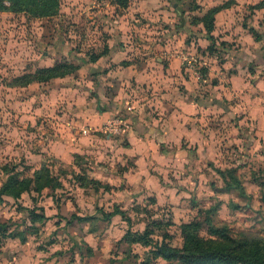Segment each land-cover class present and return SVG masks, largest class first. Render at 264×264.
I'll return each mask as SVG.
<instances>
[{
  "label": "rangeland",
  "instance_id": "rangeland-1",
  "mask_svg": "<svg viewBox=\"0 0 264 264\" xmlns=\"http://www.w3.org/2000/svg\"><path fill=\"white\" fill-rule=\"evenodd\" d=\"M3 1L0 0V186L10 175L30 177L42 163L62 186L38 193L23 192L17 199L0 196V239L17 238L63 264H140L148 248L120 240L127 225L119 215L105 221L97 212L98 208L108 212L117 206L127 209L126 215L134 218L133 230H143L146 223L151 224L153 239L171 246L182 244V222L198 221L201 236L212 247L244 242L240 249L249 253L264 249V68L258 64L260 61L264 65V40L262 48L249 58L240 48L245 38L237 41L233 34L214 31L215 45L224 36L229 39L226 47L233 53L220 49L205 53L210 42L202 40L203 27L191 22L206 8L226 0H130L122 11L111 0H58L55 15L47 18L37 17L31 9L12 12ZM245 1L236 13L246 15L244 21L250 26L253 22L260 26L257 31L264 30V10L249 14L252 9ZM234 22L240 24L241 20ZM247 40L250 42V38ZM113 43L125 44L133 58L155 73L160 70L156 58L161 59V65L166 62L165 46L179 45L188 80L180 85L181 89L189 93L191 100L200 98L206 105L212 102L213 107L201 118L200 145L187 141L188 145L179 148L187 158L178 157L171 166L164 164L170 175L175 174L170 176L174 191L165 196L140 189L133 190L140 194H129L130 186L122 175L135 166L125 161V154L117 147L104 146L100 159L97 153L80 158L73 155L69 163L57 159L45 140L54 130L51 123L56 114L45 99L56 82L27 86L11 82L24 72L63 60L85 66L79 60L67 59V51L73 49L74 57L89 59L91 53L97 54ZM233 71L236 75L231 79ZM73 74L62 82L71 85L85 79V75ZM137 86L138 91L145 84ZM37 108L42 111L35 113ZM104 127L105 123L98 127L96 135L113 141L124 136L104 133ZM176 150L159 146L165 156ZM149 170L162 179L159 169L151 165ZM81 176L87 181L84 185L79 181ZM226 183L232 187L227 188ZM33 207H42L48 218L30 221L26 210ZM72 214L95 218L67 223ZM209 224L225 229L228 238L209 233ZM24 235L22 242L20 236ZM150 264L179 263L157 258Z\"/></svg>",
  "mask_w": 264,
  "mask_h": 264
},
{
  "label": "crops",
  "instance_id": "crops-1",
  "mask_svg": "<svg viewBox=\"0 0 264 264\" xmlns=\"http://www.w3.org/2000/svg\"><path fill=\"white\" fill-rule=\"evenodd\" d=\"M226 1H231V4L215 14L212 34L214 35L216 31H219V34L226 33L227 36L228 33L233 34L237 36V41H241L240 38H245L241 42L240 48L243 50L244 56L250 58L252 57L251 53L257 54L256 50L262 48L264 30L257 31L260 26H256L254 22L250 26L244 21L243 17L246 15L236 13L242 0ZM251 1L245 2L254 5L261 0ZM221 3H216L211 7ZM258 10H264V8L252 9L249 14L253 15V12ZM235 20H241L240 24L235 23ZM125 32L127 33V31ZM247 38H250V42ZM205 39L203 35L202 40ZM228 41L229 39L224 36L221 37L220 42H224L225 45H221L222 48L219 46V49L231 54L233 51L226 47ZM238 45L236 46L238 47ZM178 46H165V51L168 53L164 57L166 62L164 61L165 64L161 65V59L156 58L158 68H160L156 73L152 68L143 67L142 65L145 63L138 62L137 57L133 58L130 48L125 44H107L104 46L107 48L105 54L93 62H90L88 58L74 57L75 50L73 49L67 51V59H76L81 63H86L73 74L85 75V79L74 81L75 83L71 85L62 82L66 76L50 80L56 83L51 85L49 97L45 100L56 109V114H53L51 123L54 130L45 138L49 152L62 162L69 163L72 162L75 154L88 156L97 153L100 159L104 146H114L125 154L123 155L125 161L129 162L131 166H135V170L129 168L124 170V175H122L130 186H128L130 195L140 194L139 191H133L139 189L157 197L173 193L174 186L170 177L172 174L170 175V170L164 168V164L169 163L171 166L178 157L185 160L187 153L183 154L179 148L187 144V141L195 146L200 145L201 139L203 140L199 132L202 115L213 107L212 102L206 105L205 101H201L200 98L191 100L192 97L189 96V93L181 89L180 85L188 83V80L185 76L187 69L183 68L185 65L184 53ZM207 46L205 53L212 54L207 50ZM254 48L258 49L253 51ZM51 56H54V52L51 53ZM144 61L149 62L150 60L145 59ZM258 64L264 68L263 63L259 61ZM230 74L231 79L236 75L234 71ZM213 82L211 81V84ZM139 83L145 84V86L137 91ZM90 94L93 96H89ZM200 103L204 105L201 106ZM60 105L62 106L59 107ZM204 106L206 107L204 108ZM40 110L42 111L41 108H37L34 112L37 113ZM119 114H122L128 124L127 132L125 131L123 137L119 136L113 141L110 138L106 139L96 135L98 127ZM111 141L114 143L109 144ZM159 146L176 147L177 150L174 154L168 152L165 156V152L159 151ZM151 165L159 169L158 174L161 173L162 179L150 173ZM101 189L105 188L101 187ZM120 209L127 210L122 207ZM133 220L134 218L131 217L132 223ZM0 240V264H63L60 260L56 261V258L51 254L44 255L42 250L39 251L26 242L21 243L17 238L5 237Z\"/></svg>",
  "mask_w": 264,
  "mask_h": 264
},
{
  "label": "trees",
  "instance_id": "trees-1",
  "mask_svg": "<svg viewBox=\"0 0 264 264\" xmlns=\"http://www.w3.org/2000/svg\"><path fill=\"white\" fill-rule=\"evenodd\" d=\"M4 1L9 6L6 9L12 12H27L29 9H31V11L37 17L39 16L41 18L55 15V9L58 5V0ZM129 2L130 0H111V3L115 6V8L121 11L129 6ZM230 4L231 1H224L219 5L206 9L201 16L192 18V24L202 25L203 30L205 31V38L210 42L207 46V50L209 52H214L219 49V46L221 47V45H225L224 42H220L216 47L215 37L212 34V31L214 30L215 14L223 8H227ZM30 5H32V8H30ZM249 7L251 9L264 8V0H261L254 5H250ZM104 48V50L99 52L98 54L91 53L89 56V61L93 62L99 56L105 54L107 48ZM78 68V64L73 63L72 61L63 60L60 62H56L50 66L39 67L34 71L24 72L20 75L15 76L11 80V82L14 86H27L31 83H44L50 81L53 78H61L71 75ZM205 69H202L203 74ZM74 156L76 158H80V155L78 154H75ZM79 181H81V185H84L86 180L81 176L79 177ZM95 182L99 183V181ZM231 185V183H226L227 188H231ZM61 186L62 183L60 182V179L56 175L51 173L49 167L46 164L42 163L39 168L34 170L33 175H31L30 177L21 178L16 175H10L0 186V196L9 195L17 199L23 192L38 193L46 188L56 190ZM38 210L40 212H38ZM26 211L31 216L30 221L32 222H43L48 218L46 215H44L42 207H33L27 209ZM207 211V222L210 223V218L208 217V215L211 211V208ZM97 212L101 213L102 219L105 221L110 220L115 215H119L127 225V229L120 240L125 241V243L127 244L140 243L142 246L148 248V251H146L145 254V259H142L140 261V264H150L153 259L157 258L169 262L175 261L179 264H264V249H257L256 247L257 250L249 253L246 251V249H240V246L244 245V242L230 245L233 247H212L210 243H208L206 239L201 236V224L198 221L182 222L180 224L182 244L180 246H171L164 241L161 242L153 239V231L150 228L151 224L146 223L143 230H133L131 217H129L128 214L127 216L125 211L117 206H115L113 210L108 212L103 211L102 209H97ZM93 218L95 217L72 214L71 219L67 220V223H70L74 219L81 222ZM208 232L211 234H218L220 237L228 238L225 229L216 228L211 224L208 225ZM20 237L21 241L24 242L25 235ZM70 252L73 255V251L71 250Z\"/></svg>",
  "mask_w": 264,
  "mask_h": 264
},
{
  "label": "built area",
  "instance_id": "built-area-1",
  "mask_svg": "<svg viewBox=\"0 0 264 264\" xmlns=\"http://www.w3.org/2000/svg\"><path fill=\"white\" fill-rule=\"evenodd\" d=\"M127 125L128 124L124 121L123 117L117 115L105 123L103 132L113 135L114 134L122 135L123 133H125Z\"/></svg>",
  "mask_w": 264,
  "mask_h": 264
}]
</instances>
